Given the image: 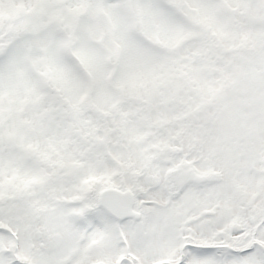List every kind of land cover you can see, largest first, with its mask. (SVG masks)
Instances as JSON below:
<instances>
[{"label":"snow or ice","instance_id":"obj_1","mask_svg":"<svg viewBox=\"0 0 264 264\" xmlns=\"http://www.w3.org/2000/svg\"><path fill=\"white\" fill-rule=\"evenodd\" d=\"M0 264H264V0H0Z\"/></svg>","mask_w":264,"mask_h":264}]
</instances>
